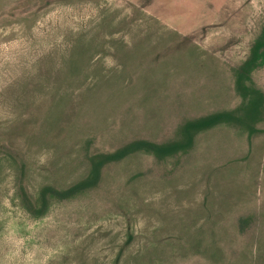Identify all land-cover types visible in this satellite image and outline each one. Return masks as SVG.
<instances>
[{
    "label": "rangeland",
    "instance_id": "374dc122",
    "mask_svg": "<svg viewBox=\"0 0 264 264\" xmlns=\"http://www.w3.org/2000/svg\"><path fill=\"white\" fill-rule=\"evenodd\" d=\"M0 264H264V0H0Z\"/></svg>",
    "mask_w": 264,
    "mask_h": 264
},
{
    "label": "trees",
    "instance_id": "16d2710c",
    "mask_svg": "<svg viewBox=\"0 0 264 264\" xmlns=\"http://www.w3.org/2000/svg\"><path fill=\"white\" fill-rule=\"evenodd\" d=\"M217 120H219V117H214L207 121L194 123L192 127L194 128L195 127H199V128L206 127V126L212 125ZM179 148H181L180 144L158 146V145L146 142V141H136L132 144H129L127 147L118 151L115 154L101 156L102 161H100L98 165L94 167L92 171V176L88 178L86 181H83L79 183L78 185L72 187L71 189L66 190V191H57L51 187L45 188L42 193L43 202L46 203L49 196L66 199V198L73 196L78 191H83V190H86L94 186L99 179L102 166L107 162L114 161V160H121L141 150L154 152L157 155L164 156V155L173 153L175 150Z\"/></svg>",
    "mask_w": 264,
    "mask_h": 264
}]
</instances>
